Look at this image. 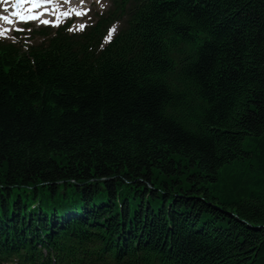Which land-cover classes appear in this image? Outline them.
Segmentation results:
<instances>
[{"label": "trees", "instance_id": "trees-1", "mask_svg": "<svg viewBox=\"0 0 264 264\" xmlns=\"http://www.w3.org/2000/svg\"><path fill=\"white\" fill-rule=\"evenodd\" d=\"M114 4L0 43V261L264 264V0Z\"/></svg>", "mask_w": 264, "mask_h": 264}, {"label": "snow or ice", "instance_id": "snow-or-ice-1", "mask_svg": "<svg viewBox=\"0 0 264 264\" xmlns=\"http://www.w3.org/2000/svg\"><path fill=\"white\" fill-rule=\"evenodd\" d=\"M71 2V0H63V3L67 4ZM54 3V0H0V8L4 9V11H0V21H5L8 24L13 23L12 17L17 18L21 21H29V20H36L38 17L42 16V12H36L35 9H38L41 7V5L45 4H52ZM80 3L83 4L84 0H80ZM13 9V11L10 12V14L6 15L4 14L5 11L8 10V8ZM57 7H59V4H57ZM48 9L45 8L44 12H47ZM77 15H82L84 13L77 12ZM62 15L69 16L71 13L64 12ZM44 24H54L55 26L59 25V21H49V20H42L41 21ZM85 27V25H81V28ZM18 31H23V29H17ZM115 28L109 29V35L105 37V39H110V34L113 32ZM6 31L3 28H0V33Z\"/></svg>", "mask_w": 264, "mask_h": 264}, {"label": "rangeland", "instance_id": "rangeland-1", "mask_svg": "<svg viewBox=\"0 0 264 264\" xmlns=\"http://www.w3.org/2000/svg\"><path fill=\"white\" fill-rule=\"evenodd\" d=\"M108 7H110V0H102V2L100 3L98 7V11L102 12L101 10H104L105 8L108 9Z\"/></svg>", "mask_w": 264, "mask_h": 264}]
</instances>
